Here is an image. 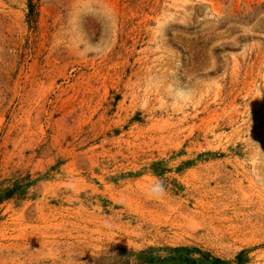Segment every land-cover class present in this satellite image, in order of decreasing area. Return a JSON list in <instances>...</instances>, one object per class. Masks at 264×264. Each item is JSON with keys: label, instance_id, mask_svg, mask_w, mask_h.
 Wrapping results in <instances>:
<instances>
[{"label": "rangeland", "instance_id": "374dc122", "mask_svg": "<svg viewBox=\"0 0 264 264\" xmlns=\"http://www.w3.org/2000/svg\"><path fill=\"white\" fill-rule=\"evenodd\" d=\"M6 188L0 264H264V0H0Z\"/></svg>", "mask_w": 264, "mask_h": 264}, {"label": "trees", "instance_id": "16d2710c", "mask_svg": "<svg viewBox=\"0 0 264 264\" xmlns=\"http://www.w3.org/2000/svg\"><path fill=\"white\" fill-rule=\"evenodd\" d=\"M9 197L10 191L7 188L0 192V202ZM153 250L154 248L149 247L137 253H132V255H135V264H219L223 262L219 258L211 257L208 253H201L200 251L198 252L201 253V258L195 259L190 257L189 254L191 251H194V249H188L186 247H168L167 250H169L172 254H175L172 255L173 257L168 258L154 256ZM168 260L169 263H165L168 262Z\"/></svg>", "mask_w": 264, "mask_h": 264}]
</instances>
